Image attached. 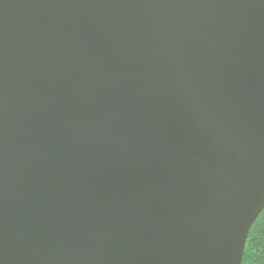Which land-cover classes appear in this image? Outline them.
<instances>
[{
    "label": "water",
    "instance_id": "water-1",
    "mask_svg": "<svg viewBox=\"0 0 264 264\" xmlns=\"http://www.w3.org/2000/svg\"><path fill=\"white\" fill-rule=\"evenodd\" d=\"M264 210V0H0V264H242Z\"/></svg>",
    "mask_w": 264,
    "mask_h": 264
},
{
    "label": "trees",
    "instance_id": "trees-1",
    "mask_svg": "<svg viewBox=\"0 0 264 264\" xmlns=\"http://www.w3.org/2000/svg\"><path fill=\"white\" fill-rule=\"evenodd\" d=\"M242 264H264V210L251 227Z\"/></svg>",
    "mask_w": 264,
    "mask_h": 264
}]
</instances>
